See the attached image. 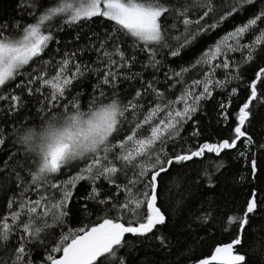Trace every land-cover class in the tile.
I'll return each instance as SVG.
<instances>
[{
  "label": "snow or ice",
  "instance_id": "6c2138e0",
  "mask_svg": "<svg viewBox=\"0 0 264 264\" xmlns=\"http://www.w3.org/2000/svg\"><path fill=\"white\" fill-rule=\"evenodd\" d=\"M254 2L230 0L227 10L216 19L220 9L214 0H177L176 3H167L166 0H56L48 7L41 4L40 0H25L23 6L31 9L29 15L35 22L22 28L17 23L19 35L9 32V25L0 24V88L21 75V69L34 58H40L50 42L55 40L51 27L57 17H62L64 24L103 17L115 25L112 33L99 40V47L94 49L97 62L102 63L103 68L78 61L77 53L82 52V49L65 51L59 60L55 57L40 60L33 72L29 73L27 81H20L16 85V88H26L29 95L36 92L44 95L45 106L51 115L39 126L24 125L22 130L16 128V122H13L14 139L21 144L24 159H17L11 165L8 160L0 163V173L9 177L14 174L19 189L8 199V211L0 214V264H34L30 245L34 241L43 243L42 233L54 235L48 230L67 222L69 201L79 181L90 182L91 191L85 199L100 205L103 216L99 218L100 222L91 226L69 228L67 232H62L59 240L51 245L50 250H46L39 264H127L122 254V249L129 246L127 234L155 239L162 247L167 246L168 238L163 234L156 235L160 227L167 223L166 213L157 206L158 188L161 175L175 164L203 158L206 152L220 156L224 150L238 149L239 157L250 162L252 178H256L259 162L256 154L251 152L255 141L244 130V126L249 121L250 105L264 96V93L258 95L257 89V82H264V67L259 69L250 84L251 93L239 108L231 139L219 143L205 142L194 150L182 149L174 155H170L168 149L181 136L184 124L192 119L200 101L210 97L214 88H225L232 80L240 79L234 72L227 71L235 63L230 54L240 52L242 62L248 63L254 59L256 50L264 47V28H259L260 24H264V9L244 25L221 37L192 65L179 71L172 70L171 75L166 74L168 79L176 78V84L182 85L181 94L175 100L159 91L152 82L147 83L146 89H138L135 97L126 104L112 99L101 106L93 103L83 110L78 96L67 98L73 81L89 72L98 75L103 72L97 89H100V85L115 87L120 77L134 79L140 75L130 71L137 62L135 56L127 57L126 50L121 47L127 43L126 37L133 38L134 48L148 54V61L143 66L156 68L159 64L156 56L160 48H171L167 42L169 38L176 41V47L170 54L177 56L199 35L215 29L233 13ZM209 16H212L213 23H202ZM162 17H171L181 23L183 31L170 37L162 26ZM171 27L175 29L177 23ZM250 32L254 38L251 42H244L246 34ZM205 65L208 71L202 72L203 79H193L188 84L185 75L197 68L203 69ZM239 67V64H235L236 69ZM219 68L226 70L223 80L214 79ZM50 70H54V74ZM37 84L38 87H33ZM200 86L203 90L197 93L196 88ZM44 88L51 91L45 94ZM149 90L154 99L148 101V110L143 119H138L136 113L144 107V98L149 95ZM237 91V88H232L231 95ZM100 94H104L102 89ZM0 101L7 102L8 113L12 114L21 107L22 96L12 91L0 94ZM179 103H183L182 108L176 106ZM221 108L225 110L223 116L227 120V105L222 104ZM53 109L58 111L53 112ZM129 112L132 113V121L126 117ZM161 113L162 118L154 123ZM126 123H134V127L123 139H116ZM145 125L150 126L147 135L141 132ZM193 135L198 136L199 133L193 132ZM11 136L12 132L0 130V146ZM240 144L243 145L242 149ZM259 147L264 148V144ZM13 156L16 153H11L9 159ZM77 161L83 163L79 172L67 180L53 179ZM120 174L124 176V183H118ZM101 179L110 186L114 185L116 192L102 196L101 189L96 187ZM209 186H212L210 179ZM33 193L37 198H32ZM120 193L124 194L122 200L119 199ZM261 203L264 201L259 190L252 188L242 214L228 217L229 225H239L236 238L223 247H217L211 261L219 259L221 264H247L246 254H233V249L234 246H243L245 231ZM84 207L86 209L87 205ZM113 212L115 215H111ZM211 217L212 213L208 212L197 216V219L207 223ZM13 240L14 246L9 243ZM58 253L62 254L57 256ZM198 264H210V260L200 259Z\"/></svg>",
  "mask_w": 264,
  "mask_h": 264
},
{
  "label": "trees",
  "instance_id": "16d2710c",
  "mask_svg": "<svg viewBox=\"0 0 264 264\" xmlns=\"http://www.w3.org/2000/svg\"><path fill=\"white\" fill-rule=\"evenodd\" d=\"M55 2L56 0H40V3L45 7L51 6ZM166 2L176 3L177 0H166ZM229 2L230 0H214L215 5L220 9L216 19L224 14ZM24 4L25 0H0V24L9 25L8 31L13 35H19L20 32L16 28L17 23L22 28L35 22L34 18L29 15L31 9L23 6ZM261 9H264V0H255L253 4L245 5L215 29L199 35L177 56L170 54L171 50L176 47V41L169 38L167 42L171 48H160L156 56L159 61L156 68L143 66L148 61V54L140 51L139 48H134L132 46L133 38L126 37L127 43L122 44L121 47L126 50L127 57L135 56L137 62L131 66L130 71L132 74L139 73L140 75L134 79L120 77L115 87L100 85V89L104 93L101 95L100 89H97L96 86L103 72H100L99 75L96 72H89L84 77L73 81L67 98L78 96L83 110H87L93 103L101 106L111 102L112 99H118L122 104H126L135 97L138 89H146L147 83L152 82L159 91L165 92L168 98L175 100L181 94L182 85L176 84V78L168 79L166 74L171 75L172 70L179 71L181 68L195 63L221 37L238 26L244 25ZM204 22L212 24V16L206 17L202 23ZM161 23L167 29L170 37L179 35L183 31V25L171 17H162ZM173 23H177L175 29L171 27ZM114 27V22L103 17H94L77 24H64L63 18L57 17L52 22L51 31L55 40L50 42L49 47L45 49L40 58H34L29 65L21 69V75L9 81L5 87L0 88V94L15 91L16 94L22 96L21 107L12 114L8 113L7 102L0 101V105H2L0 106V130L5 133H13V136L9 137L3 146H0V163L8 160L11 165L15 164L17 159L21 161L24 159L23 148L14 139L13 122H16V128L22 130L24 125L39 126L47 116L51 115L45 106L44 95L39 92L29 95L26 88H16V85L20 81H27L29 73L33 72L40 60H50L53 57L59 60L65 51L72 52L82 49V52L77 53L78 61L103 68V64L97 62V52L94 49L99 47V40L107 38L112 33ZM61 28L62 30H60ZM259 28H264V24H260ZM256 34H258V30H256ZM253 38L254 34L250 32L246 34L244 42H251ZM109 47H111L110 40ZM230 58L235 63L233 68L227 71L234 72L240 79L232 80L225 88H214L210 97L200 101L198 110L192 114V119L184 124L181 136L176 139L174 146L169 145L170 155H174L182 149L192 148L194 150L205 142L219 143L234 136L232 130L237 125L236 116L239 108L247 101L251 93L250 84L255 79L256 73L264 67V47L257 49L254 59L248 63L242 62L243 56L240 52L231 53ZM116 59L119 58L116 57ZM235 64H239L240 67L236 69ZM121 71L126 72L128 69H121ZM203 71H208L207 65L203 69L197 68L195 71L187 73L185 80L191 84L193 79H203ZM50 72L54 74V70H50ZM225 74L226 70L219 68L215 72L214 79L223 80ZM38 86L39 84L33 87ZM232 88L238 89L235 95H231ZM257 89L258 95L264 93V82H257ZM202 90V86L196 88L197 93ZM43 91L48 94L51 89L44 88ZM153 99L154 96L149 90V95L144 98V107L136 113L138 119H143L148 110V101ZM222 104L227 105V120L223 116L225 110L221 108ZM176 106L182 108L183 103ZM52 111L58 110L53 109ZM162 116L163 113L156 118L154 123H158ZM126 117L129 121L133 120L131 112L126 113ZM132 127H134V123L124 124L123 131L116 135V139H123L130 133ZM149 128V125H145L141 129L142 134L147 135ZM244 130L255 141L251 152L256 154L259 162L256 178H252L250 162L239 157L238 149L224 150L220 156L206 152L203 158H194L193 161L173 165L167 173L162 174L159 178L157 202V206L166 213L167 223L160 227V231L156 232V235L166 236L168 244L162 247L155 239H143L127 234L126 239L129 246L122 249L127 264H190L209 254L216 245L231 242L236 238L239 225L238 223L229 225L228 217L242 214L245 202L254 187L259 190L261 200L264 201V148L259 147L264 144V96L253 101L250 105V117ZM193 132H198L199 135L194 136ZM239 147L242 149L243 145L240 144ZM11 153H16V156L9 159ZM221 164L223 166L218 167ZM81 167H83L82 162H73L63 169L61 174L55 175L53 179L67 180L79 172ZM124 182V176L120 174L118 183ZM91 187L88 180L79 181L77 187L73 189V196L69 201L67 222L48 230L54 235L49 236L48 232L42 233L43 243L34 241L30 245L34 264H39L44 259L46 250H50L51 245L59 240L62 232H67L69 228L77 229L100 222L99 218L103 216L101 206L94 201L85 199L90 193ZM96 187L101 189L102 196L116 192L115 186H110L103 179L97 182ZM18 191L14 174L9 177L0 173V214L8 211V199ZM123 195L120 193L119 199L122 200ZM32 198H37L35 193L32 194ZM85 204L87 205L86 209ZM144 211L146 212V206ZM208 212L212 213V217L207 223L197 219V216ZM111 215H115V212ZM9 243L14 246L15 240ZM233 252L234 254H246L247 264H264V203H261L256 213L252 215L243 237V246H234ZM59 254L61 253L56 255Z\"/></svg>",
  "mask_w": 264,
  "mask_h": 264
},
{
  "label": "water",
  "instance_id": "95a60500",
  "mask_svg": "<svg viewBox=\"0 0 264 264\" xmlns=\"http://www.w3.org/2000/svg\"><path fill=\"white\" fill-rule=\"evenodd\" d=\"M229 243H231V242H226V243H221V244H218V245H216L213 249H212V251L209 253V254H207V255H205V256H203V257H200V258H198V259H196L195 261H193L192 263H190V264H198V261L200 260V259H209L210 260V264H221V261L218 259L217 261H211V257H212V255L213 254H215V249L217 248V247H223V246H225V245H227V244H229ZM62 254V253H61ZM61 254H59V255H61ZM233 254H234V252H233ZM58 256V255H57Z\"/></svg>",
  "mask_w": 264,
  "mask_h": 264
}]
</instances>
